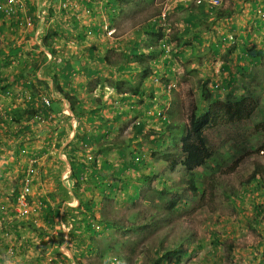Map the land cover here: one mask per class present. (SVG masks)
Segmentation results:
<instances>
[{"label": "crops", "instance_id": "obj_1", "mask_svg": "<svg viewBox=\"0 0 264 264\" xmlns=\"http://www.w3.org/2000/svg\"><path fill=\"white\" fill-rule=\"evenodd\" d=\"M27 1L33 13L40 14L42 9H46L44 0ZM81 5L84 9L86 3L81 2ZM165 5L168 14L174 11L183 13L178 30L173 39L170 38L172 43L175 42L172 55L185 60L186 54L192 58L191 62L200 59L196 68L210 87L215 85L219 88V97L238 87L252 92V85L264 86V0H221L220 6L216 8H209L205 1L197 4L194 0H168ZM51 7L53 14L49 18V28L46 29L51 38H55L56 43L61 45V50L56 48L54 42L51 44L50 38L45 40V47L48 49L43 48L39 45L43 39H36L32 30L20 35L11 31L7 22L0 20V41L10 40L11 46L7 50L6 46L0 48V56L10 59L12 65L17 64L14 59H21L27 64L34 61L37 69L46 65L50 75V81L46 84L47 91L53 90L56 93L51 100L53 111L48 122L45 119V122L40 121L41 125H35L33 120L21 118L20 122H24L22 127H25L23 131L11 132L7 127L8 122L4 121V130L0 132V217L5 214L7 217L0 224L2 231L7 230L11 234V239L1 240H5V244L10 242L14 251L11 258L4 262L0 260V264H43V254L38 251H35L37 256L32 259L27 255V251L36 249L38 244L35 242L38 240L25 234L26 225L40 235L38 242L42 245L46 244L44 239L48 234L54 241L60 240L62 236L63 249L69 252V245L75 246L76 240L81 237L80 231L76 230L80 227L78 224H82L81 229L87 227L84 218L89 214V209L93 213L97 207L98 201L93 197L111 196L101 194L110 178H114L111 186L114 183L118 186L126 181L122 179V174L128 178L131 169L128 164L132 160V153L137 154L136 141L140 142V136L155 122L145 115L153 101L149 100L145 89V82L149 77L145 80L140 78L132 84L139 88L135 93H129L127 90L130 85L126 87L124 83H120L121 78L114 77L116 73H128L129 65L132 72L143 71L138 65L128 62L127 58L134 59L131 56L134 43L139 40L142 43L148 42V38H154L143 30L140 36L132 35L131 39L112 38L115 41L109 42V48L105 49V40L100 39V29L96 22L64 24L55 3ZM138 23L132 24V33L148 27ZM87 30H91L92 35L97 37L89 44L85 36ZM142 45L140 44V50L144 52L140 55L147 59L151 67L159 63L165 65L151 69L150 73L157 72L162 79L166 78V82L176 81V89L168 97V105L171 106L169 112H172L175 97L181 98L182 89L174 74V61L171 58L158 59L161 55L157 56L158 60L152 59V49L142 48ZM14 47L21 50L11 51ZM41 49L44 54L40 53ZM107 51H117L119 54L122 51L124 59L115 65L112 57L105 58ZM139 56L137 58H142ZM100 57L108 60H98L100 64H97L96 60ZM9 69L12 70L13 66L3 69L6 76L11 73ZM30 77L33 78V74ZM125 78L131 82L132 76L126 75ZM148 82L154 91H161L159 85H153L150 80ZM30 89L33 94L37 92L36 88ZM97 93L99 94L96 95ZM241 95L235 93L237 97ZM66 96L71 97V106L67 110L64 109ZM125 96L134 104L133 107L130 105V108L116 113L111 105ZM72 102L76 103L75 109L72 108ZM119 113L121 114L118 115ZM128 120L131 121L127 123ZM135 120H139V125H133ZM142 123V132L138 134L136 130ZM123 135H128L125 142L122 140ZM34 155L39 156L40 161L27 196L31 212L25 219H18L10 207L21 187L15 193L12 189L16 180L22 186L25 168L29 158ZM87 155H92L91 161H94L86 163ZM80 164L83 165L81 172L77 171ZM124 166L128 168L124 170ZM34 254L30 252L29 256Z\"/></svg>", "mask_w": 264, "mask_h": 264}, {"label": "rangeland", "instance_id": "obj_2", "mask_svg": "<svg viewBox=\"0 0 264 264\" xmlns=\"http://www.w3.org/2000/svg\"><path fill=\"white\" fill-rule=\"evenodd\" d=\"M113 1H116L115 4H112ZM167 2L168 0H89L82 16L84 22L85 19L86 23H89L90 20L102 28L100 39L105 40V49H108L109 42H114L122 37L129 39L141 35L142 29H137L132 33L134 22L148 26L143 29L148 34L150 31L156 30L160 14L166 10L169 26L165 28L163 39L165 37L173 39L183 13L174 11L168 14V10L165 8ZM89 4L91 6H88ZM93 4L94 7H92ZM105 6L108 8H104ZM151 19L156 21L148 25ZM201 25L203 27V23ZM86 37L88 44L97 38L90 33ZM6 38L9 39V37ZM147 40L148 42L142 43L139 40L134 43V48L131 51V56L134 59L127 58L128 62L138 65L141 70L145 67L147 59L142 57L141 59L144 61L139 62L137 58L141 52H144L140 50V44H143L142 48L149 46L147 48L150 49H152L150 45H153L150 38ZM9 41H0V48L6 46L7 50L11 47ZM174 47L175 42L172 43V49ZM153 50H155L153 55L156 56L151 55L150 57L157 59V56H160L156 54L157 48H153ZM177 51L179 52V49ZM105 54V58H113L111 60H114L115 65L124 59L122 51L120 54L117 51H107ZM165 57L174 61V74L178 85L181 83L182 86L181 98L175 97L176 103L172 104L173 110L168 112L169 121L170 123L175 121L183 124L181 128L184 132L194 109L204 113L210 103L235 96V93L240 95L243 93V89L238 87L235 91L228 90L223 96L215 97L210 93L208 81L204 80L196 68L200 59H194L191 62L192 58L185 54V60L179 58V62L178 57H174L172 53L170 56L163 54L158 59ZM96 63L100 64L98 59ZM161 66L165 65L159 63L150 69L154 70ZM117 75V73L114 74V77H118ZM141 77L144 80L148 78V76H142V71L137 70L132 72L131 82L125 78L124 74L118 78L122 79L121 82L119 81L120 83L131 87ZM150 78L145 82L147 96H150L149 99H154L157 96L156 101L165 103L161 98L163 90L154 91L148 82L150 80L152 83ZM163 80L166 78L164 77ZM174 84L176 87L175 80ZM252 87L253 97L247 99L251 100L250 105L254 108L248 119L241 120L235 126L221 124L207 129V146L211 150L210 156L201 167L193 169L195 181L200 186L199 192H191L188 182L185 181L186 170L181 166L180 158H178L181 155L180 131L173 133L174 138L178 136L176 142H172V132L167 133L164 137V145L159 148L150 141L149 137L157 141L161 136L163 125L156 120L139 138L141 146H137L136 151L143 158L139 169L135 171L129 168L128 178L122 174V179L132 180L133 184L139 185V196L134 201L127 200L124 195H126L125 192H131L129 185L122 188V184H118L112 190L110 183L112 180L114 181V178H110L101 194L106 193L111 196L93 197L98 201L92 215L93 222H99V232L96 230L91 233L85 225L82 230V224H78L80 227L76 230L80 231V240H76L75 246L69 245L71 249L68 252L63 249L62 236L60 240L54 241L48 234L49 236H45L44 239L46 244L42 245L41 242H38L40 235L29 225H26L25 234L34 236L38 240L35 243L39 246L35 250L27 251L28 257L31 259L36 257L35 251H38L43 254L41 259L43 264H175L173 254L165 257L163 253L173 244L176 248L182 244L181 253L186 252V254L177 264H262L264 261L263 248H257L256 244L261 241V235H264V210L262 214L258 215L259 223L255 224L254 207L256 205L264 207L263 200L260 201L261 197H264L261 195L264 178L262 176L260 180L245 182L252 173L255 162L259 163L264 171V150L260 148L261 145H264V133L255 132L253 129V126L264 116V86L252 85ZM18 90V86H13L10 91L16 93ZM75 105L76 103L72 106L73 109H75ZM23 107L24 105L12 102L8 97L4 98L0 90V110L8 113L12 111L16 116H19ZM129 121L131 120H128L127 123ZM127 136L123 135L124 142ZM230 138H233V143H242L241 139L245 138V143L238 146L237 151H234L233 143L228 141ZM136 142L138 143V140ZM131 147L133 149V145ZM134 149H136L135 145ZM166 153L171 157H168V162H165ZM90 162L93 161H86V163ZM170 163L173 164L171 169L172 164ZM160 179L164 180L162 186L158 182ZM242 181L248 190L243 189ZM218 182H224L223 186ZM14 184L12 192H17L21 183L16 180ZM229 191L236 192L242 196V199L237 200L235 204L231 203V199H227ZM173 199H178L180 202L174 208L169 206ZM6 220V214L0 217V223ZM110 220H113L115 227L106 229L102 223ZM144 225L148 226L142 228ZM69 237L72 236L69 235ZM4 246L5 240H1V261H3ZM30 252L35 254L29 256ZM161 255L165 257V260L160 259ZM119 256L122 261L118 260ZM68 259L73 262H69Z\"/></svg>", "mask_w": 264, "mask_h": 264}, {"label": "trees", "instance_id": "obj_3", "mask_svg": "<svg viewBox=\"0 0 264 264\" xmlns=\"http://www.w3.org/2000/svg\"><path fill=\"white\" fill-rule=\"evenodd\" d=\"M111 1V0H110ZM116 1H113L112 4H115ZM87 5V3H86ZM110 16V14H108ZM0 20L2 22H8L10 23L11 27H15V23L11 22V21H7V19L0 14ZM156 21V20H155ZM190 21V19H189ZM153 23V22H152ZM143 31V29H142ZM149 34L151 35L152 38L156 37L158 39H163V32L162 31H157V30H152L149 32ZM166 42H170V38L166 37ZM150 49V48H149ZM11 51H16L18 52V49H10ZM252 52H254V54L256 53L254 50H252ZM3 57V56H2ZM0 56V90L2 91V93L5 94H9V88L11 87L10 84H20L23 83L25 84L28 80V77L31 76V74H35V71L37 69L36 67V63L34 61H32V63L27 64L25 62H22L23 60H18L16 61L17 64L12 65L11 64V60L7 59V58H2ZM139 57H142L141 55ZM153 59V58H152ZM100 62L102 61H106L108 59H98ZM139 62L144 61L141 58H138ZM15 63V60H13ZM25 63V65H23ZM7 66H13L12 69V73L11 74V78H8L5 75V71L3 69H6ZM150 65L148 63H146L145 67L143 68L142 74L144 76H149L152 72V70L150 69ZM136 68V67H135ZM129 71L126 75H130L132 76V71L129 65ZM125 70V68H124ZM124 72V71H122ZM31 73V74H30ZM155 74V73H154ZM6 77H5V76ZM22 77V82H15L17 80H19ZM26 80V81H25ZM7 82V84H6ZM227 83V82H226ZM225 83V84H226ZM133 90H138L137 87H134L133 85H131ZM218 87L215 89H211L210 88V93L215 97H218L219 94L217 93L218 91ZM59 92L62 93L61 89H58ZM212 91H214L215 93H213ZM226 96H228V94H226ZM253 97V93L248 90L245 89L243 90V94L242 97H237V96H229L226 99L223 100H216L214 101V103H210L208 108H206L204 113H201L200 111H197L196 109H194L192 115L189 118V121L185 127V132L184 130L181 128V124L177 123L175 121H173L172 123H166V120L163 121V128L161 130V136L159 137V139L157 141H155L153 138L149 137L150 141L152 142V144L155 145V147H160L162 145H164V137H166L167 133H171L172 132V142H176L177 137H173V133L180 131V133L182 134V136L179 139V146H180V156H178V158H180V163L181 166L185 167L186 170V179L185 181L188 182V187L189 190L191 192H199L200 191V186L199 183L195 181V173L194 170L196 167H201L204 163V161L210 156V149L207 146L208 143V138H207V129H210L211 127H217L218 125L221 124H226V125H231V126H235L236 123L240 122L243 119H248L252 113L253 110V106L250 105V101L247 99L249 97ZM255 97V96H254ZM66 99H68L71 102V97L70 96H66ZM39 102L37 101V96H33L29 102L27 103V111L25 113V117L27 119H31L32 117H34L38 112H41V114L47 115L51 110V103L48 107L46 106H41L38 104ZM37 104L38 108L37 110L35 109V105ZM72 104L74 105V103L72 102ZM72 105V106H73ZM22 117V116H21ZM21 117H13L12 116V121H11V125H15V124H19ZM153 123V122H152ZM152 123L149 125L151 126ZM177 123V124H176ZM136 126V125H134ZM139 128L136 130V132L138 134H140L142 132V128H143V123L138 126ZM23 128H25L24 126L15 129L16 132H21L23 131ZM253 129L255 132L258 133H264V116L263 118H261V120L259 122H257L254 126ZM14 132V131H13ZM15 132V133H16ZM245 138L241 139L243 142H239V143H233V138H230L228 141L229 143H233L232 144V148L234 151H237V147L240 146L241 144L245 143ZM138 146H141L140 143H137ZM261 149L264 150V145H261L260 147ZM170 155L168 153H166V158H165V162L169 161ZM171 158V157H170ZM143 162V158L141 157L140 154H134L132 153V160L129 162L128 167L132 168L133 170L137 171L139 169L140 164ZM173 163H175V161H172ZM172 164V163H170ZM173 164L170 166V169L172 168ZM35 167H37L35 165ZM82 167L83 165H79V167L77 168V171L81 172L82 171ZM126 170L128 167L124 166ZM164 169H167L164 167ZM73 170L75 171V168H73ZM264 178V171H263V167L255 162L254 166H253V170L252 173L250 174V176L248 177V179L245 180V182L248 181H253V180H260L261 178ZM162 177V176H161ZM164 180L160 179L158 182L160 183V185L162 186L164 184L163 182ZM132 180H126L123 184H122V188L128 186L129 188H131V192L127 193L125 192L126 195H124L127 200L129 201H134L138 196H139V185L137 184H133ZM219 183V182H218ZM224 183V182H223ZM223 183H219L220 185L223 186ZM242 185H243V189L244 190H248L246 185L244 184V182L242 181ZM117 185L114 183L111 188L112 190L115 189ZM229 197H227V199H231L230 202L231 203H236L237 200L242 199V196L238 195L236 192L234 191H229L227 192ZM261 195H264V187H262V193ZM264 202V197H261V200ZM178 204H180V202L178 201V199H173L170 201L169 206L174 208L176 207ZM264 210V207H260V205H256L254 207V211H255V217H254V221L255 224L259 223L258 220V215L262 214ZM89 214L86 216V218H84V220L86 221L87 227L86 229L90 232H94L93 226L91 225L90 220H93V215L91 213V210H88ZM97 225H99V222H96ZM103 226L106 229H113L115 227V224L113 222V220L110 221H104ZM101 226V225H100ZM148 225H144L142 228L147 227ZM263 232V231H262ZM261 234V232H260ZM263 234V233H262ZM257 248H263L262 252H264V235H261V241H258L256 244ZM181 249H182V244L179 245L177 248L176 246L173 244L168 250H165L163 254H165V257H168V255H172L173 254V262L175 264L179 263L181 258L183 256H185L186 252H182L181 253ZM176 254V255H175ZM165 257H163L162 255L160 256V259L163 261L165 260ZM118 260L122 261L121 257H117ZM262 264H264V261L262 262Z\"/></svg>", "mask_w": 264, "mask_h": 264}, {"label": "clouds", "instance_id": "obj_4", "mask_svg": "<svg viewBox=\"0 0 264 264\" xmlns=\"http://www.w3.org/2000/svg\"><path fill=\"white\" fill-rule=\"evenodd\" d=\"M4 1L5 0H0V4H2ZM44 1L46 2V5H45L46 9L45 10L42 9L41 10V13L38 14V13H33L31 11V9L29 7V4H28V1L26 0L27 5H28V8H29V13H30V15H32V18H33V23H34V26L33 27L29 28L25 32H21L16 27H14V28L11 27L9 22H8V26L11 28V31H13L15 33H18L20 35H24V34L30 32L32 30L31 33H33V36L35 35L36 39H39V40L40 39H43L41 42H39V45H42L43 48L48 49V47H45V45H46L45 44V40L46 39L50 38L51 44L53 42L56 43V39L55 38H51V36L49 35V31L46 29V28H49V26H48V24H49V18L53 14V7H51L52 3H55L56 9H57V11L59 13V16H60V18H61V20L63 21L64 24H70V23L74 22L77 25H83V23H86V19L84 17V19H85V22H84L83 21V16H82V12L84 11V9L81 8L82 7L81 2H85V3H87V2L84 1V0H56V1H53V0H44ZM78 3H80V6L78 5ZM64 4H65V6L63 7ZM41 18H42V20H41ZM152 22H155V20L151 21L150 24ZM99 29H100L99 30V34H100L101 31H102V28L99 26ZM156 30L157 31H162L163 34H164V31H165V29H163L159 25L158 22L156 24ZM107 31H109V30H107ZM103 32H106V31H103ZM44 33H45V35H44ZM89 33L92 34V31L91 30H87L85 32V36H87ZM151 41L153 42V45L152 46L150 45V47L152 48L153 54H154V51H155V50H153V48H155V49L157 48L156 54L161 55V56L164 54V51L161 48V44L162 43H171V51H170L169 56L173 52L172 42H171V40H170V42H166L167 41L166 40V37L161 40V39H158L157 36H156V37H154V40H151ZM147 47H149V46H146L145 48H147ZM56 48H58V50H61V45L56 44ZM15 49H17V47H15ZM147 49H149V48H147ZM31 51H33V50H31ZM40 53L44 54V51L41 49L40 50ZM49 53H51V52L49 51ZM35 54H39V52H35ZM153 54H151V55H153ZM164 59H168V57H165ZM14 60L17 61V60H21V59H14ZM10 71H11V73L13 72L12 70H10ZM35 73L36 74L33 75L34 76L33 78H31L30 76L28 77V80H27V82L25 84H23V83H20V84H10L11 87L18 86L19 87L18 92L13 93L12 91H10L11 90V87H10L9 88L10 95L9 94H5V93H2V95H3L4 98L8 97V98H10L12 100V102L20 103V104L24 105V107L20 111L19 116L18 115L16 116L15 113H13L12 111L8 113L6 111L0 110V130H2L3 125L5 124L4 121H7L8 122V126L7 127L9 129V131H11V132L15 131V129L20 128L22 126V124L24 122L23 123L22 122H19L18 125L15 124V125L12 126L11 125V121L13 120L12 119V116L13 117H21L22 116L21 118H25L24 114H25V111H27V109H26L27 106H28L27 103L29 102V100L33 96H37V101L39 102L38 103L39 105H41V103H42L41 106H46V107H48L50 105L51 100L56 96V93L53 90L50 91V92L47 91L46 84L50 81V75H49L48 70L46 69V65L40 66L35 71ZM156 73L157 72H153L148 77L149 78L151 77L152 84L159 85L160 86V89L163 90V94L161 95V98L165 101V103L162 104L161 102L156 101V99H157L156 97L157 96L155 95L156 96L155 97V102H154V99H153L152 103L150 104V108L147 111H145V115L147 117L155 120V121L158 120L159 121V124L163 125V121L164 120H166V123L167 122L168 123L170 122L169 121V115H168L169 108H170V106L168 105V101H169L168 100V97L172 93V91H174L176 89V87H175V84H174V80H170V81L166 82V80H163L162 79V76L161 75H157ZM117 74H118L117 75L118 77L119 76L121 77V74L120 73H117ZM142 76H143V74H142ZM7 77L8 78H11V76H9V75ZM118 77H115V78L117 79ZM141 79H142V77H141ZM15 82H22V77L19 80L15 81ZM36 82H38L39 84L37 85ZM117 82L118 81H116V83ZM6 84H7V82H6ZM168 85H172V86L171 87H168ZM31 87L37 89V92L35 94H33L31 92V90H32V89H30ZM210 88L216 90L217 87L215 88L214 85H212ZM117 89H119V87H117ZM41 90H42V92H41ZM127 91L129 93H132V92L135 93L136 92L135 90H133L132 86L131 87H128V90ZM121 93H124V91H121ZM166 97H167V99H164ZM44 98L45 99H48L49 105H45V103L43 101ZM64 99L66 101L64 103V109L67 110V109H69L71 103L69 102L68 99H66V98H64ZM149 100H151V98ZM140 101H142V100H140ZM108 105L110 106L111 104H108ZM130 105L133 107L134 104L127 99V96H125V97H121V99H118L111 106L114 107L116 113H118L120 111H123L126 108H130ZM38 106L35 107L36 110H37ZM168 106H169V108H168ZM50 110L51 111L47 115H44V114H41V112H38L30 120H33L32 122H34L35 125L36 124L41 125L40 124V121L41 122H43V121L45 122V119L48 122L50 120L51 116H52V111H53L52 108ZM120 114L121 113H119L118 115H120ZM135 124L139 125V120H135L133 122V125H135ZM181 125H183V124H181ZM150 127L151 126H149V128ZM0 132H2V131H0ZM180 135L182 136V134H180ZM177 139H178V136H177ZM86 154H88V153L86 152ZM32 157L33 156H31L29 158V160ZM35 157H39V156H35ZM92 158H93L92 155H87L85 157V161H91ZM28 165H29V161H28V164H27L25 170L27 169ZM84 168H86V167H84ZM24 175H25V172H24ZM22 181H23V178H22ZM21 188H22V186H21ZM14 202H15V197H14ZM11 207H10V210L12 209ZM0 227L2 228L1 224H0ZM2 229H0V230H2ZM94 231H96V230L94 229ZM99 231H100V229L97 232H99ZM0 241H1V239H0ZM2 262H4V261H2Z\"/></svg>", "mask_w": 264, "mask_h": 264}, {"label": "built area", "instance_id": "obj_5", "mask_svg": "<svg viewBox=\"0 0 264 264\" xmlns=\"http://www.w3.org/2000/svg\"><path fill=\"white\" fill-rule=\"evenodd\" d=\"M84 1L88 2L89 0ZM201 1H205L208 4L209 8H216L219 7L221 4V0H196V3L199 4ZM64 6L65 4L63 5V7ZM0 14H2L8 21L14 22L15 27L21 32H25L26 30L34 26L33 18L32 15H30L29 13V8L26 0H5L2 4H0ZM166 14V10L163 11L160 14V20L158 21V23L161 24L160 26L163 29L169 26V23L166 19ZM161 48L164 51V54L166 56H169L171 51V43H162ZM171 86L172 85H168V87ZM214 87L216 88L215 85ZM43 101L45 105H49L48 99L44 98ZM39 160L40 158L35 156H33L29 160V165L25 170V175L23 177L22 188L18 195L15 197V202L11 207V212L18 219H25L30 215L31 209L27 202V196L30 193V186L32 183L33 175L36 171L35 165L37 166ZM90 222L95 230H99L98 225L94 223L93 220H90ZM0 229L2 228L0 227ZM0 235V239H11V234L7 232V230L2 231ZM9 243H6L3 248V261H7L14 254L13 246Z\"/></svg>", "mask_w": 264, "mask_h": 264}]
</instances>
